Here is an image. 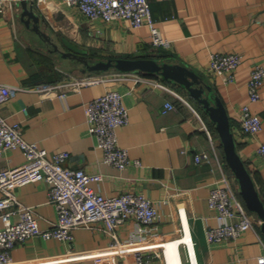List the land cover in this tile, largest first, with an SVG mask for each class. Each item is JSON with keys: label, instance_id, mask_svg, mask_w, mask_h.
Segmentation results:
<instances>
[{"label": "crops", "instance_id": "0c3cea01", "mask_svg": "<svg viewBox=\"0 0 264 264\" xmlns=\"http://www.w3.org/2000/svg\"><path fill=\"white\" fill-rule=\"evenodd\" d=\"M2 2L0 83L18 85L19 89L0 104V114L9 121H19L23 136L48 152L68 151L67 166L103 173V180L91 185L104 195L131 190L152 199L159 217L152 225L148 248L160 249L164 241L184 235L181 209L198 264H254L256 256L264 251V235L260 220L249 210L253 228L236 239L210 243L205 237V228L218 224L216 211L208 204L211 187L226 174L239 194L237 180L225 161L220 138L208 115L191 101L213 134L212 141L191 107L171 92L139 79L135 74L145 73L136 71L119 74L113 73L117 72L115 69L100 71L109 73L106 80L62 94L60 88L51 86L63 81L66 73L81 76L88 72L78 69L83 63L60 54L57 59L52 43L65 49L62 39H66L85 49L89 60L121 55L155 56L194 70L222 100L237 151L264 203V163L256 153L258 143L264 141V84L260 100L250 105L261 116L262 129L254 137L237 129L240 105L248 100L250 68L254 63L264 64V0H148L160 33L169 41L165 48L151 45V33L145 25L132 27L122 19H90L63 0H28L40 16L39 27L47 33L49 40H46L20 20V0ZM214 51L236 52L241 56L233 82L224 83L209 70V56ZM160 52L163 56H157ZM59 64L63 66L58 71ZM166 82L179 90L176 84ZM108 89L123 93L129 120L117 128L118 143L127 148L132 159L140 160L139 166L120 170L100 159L102 150L95 145L84 109L90 99ZM179 91L189 97L184 90ZM166 101L172 102L174 108L163 112ZM198 152L207 157L196 161ZM23 161L19 148L7 149L0 155V170ZM47 190V183L39 180L18 186L14 191L19 202L34 207L41 228L50 227L57 216ZM17 219L18 214H12L11 220ZM134 231V222L128 220L118 226L117 235L125 240ZM110 243L103 230L79 227L73 229L71 241L32 236L16 244L10 254L16 264H116ZM180 245L185 264V250ZM148 264L162 262L155 258Z\"/></svg>", "mask_w": 264, "mask_h": 264}, {"label": "built area", "instance_id": "2783aa9c", "mask_svg": "<svg viewBox=\"0 0 264 264\" xmlns=\"http://www.w3.org/2000/svg\"><path fill=\"white\" fill-rule=\"evenodd\" d=\"M63 2L76 6L90 19L101 18L106 21L122 19L127 20L132 27L145 25L151 33L150 43L153 47L169 46V41L162 36L152 17L148 0H63ZM3 5L0 0V10ZM240 63L241 56L236 52L214 51L210 53L208 68L224 83H229L235 80ZM66 75L63 81L54 84L51 88H60L62 94L70 90L75 91L83 85L106 80L109 73L93 72L81 76L66 73ZM135 76L145 79L153 87L171 92L177 99L191 107L212 141L213 134L188 96L159 75L136 73ZM263 84L264 64L254 63L247 80L248 100L240 105L237 125L241 133L252 137L262 129V119L258 113L251 110L250 105L260 100ZM17 89H19L18 85L0 83V104L8 100ZM122 97L123 93L119 90L108 89L90 99L84 109L89 131L95 138V145L102 150L101 161L120 170L141 165L139 159H132L127 148L118 143L117 128L127 124L129 120L128 108L123 103ZM172 108L174 104L166 101L162 111ZM13 148L22 151L24 161L17 166L0 170L2 193L0 218L3 221L0 227V264H14L10 254L11 249L32 236L71 241L73 229L79 227L103 230L111 239L109 248L117 257L116 264H148L155 258L160 259L162 264H167L162 245L160 249L147 246L153 232L152 225L159 217L156 203L152 199L141 192L131 190L116 195H104L91 185L92 182L102 181L103 173L67 166L65 161L69 158L68 151L48 152L35 141L27 140L23 136L19 121H9L0 114V155L7 149ZM256 153L264 163V141L258 143ZM203 157H207L204 152L195 154L196 161H200ZM39 180L47 183L48 200L56 209V220L47 228L39 226L34 207L19 202L14 192L18 186ZM208 204L216 211L218 221L217 225L205 228L208 242L219 243L236 239L247 229L253 228V215L237 195L228 175L223 174L211 187ZM15 213L18 214V219L12 221L11 216ZM179 213L185 234L184 218L186 217L183 216L181 209ZM128 220L134 222L135 231L128 239L120 240L117 228ZM180 246L184 247L188 264H193L185 243ZM254 264H264V251L256 256Z\"/></svg>", "mask_w": 264, "mask_h": 264}, {"label": "water", "instance_id": "95a60500", "mask_svg": "<svg viewBox=\"0 0 264 264\" xmlns=\"http://www.w3.org/2000/svg\"><path fill=\"white\" fill-rule=\"evenodd\" d=\"M20 4V20L26 27L49 40L47 33L39 27L40 16L35 12L32 4L29 5L28 0H20ZM62 41L65 49H60L57 44L52 43V50L58 51L62 57L73 59L77 63H83V66L79 69L82 72L93 73L115 69L121 72L136 71L159 75L164 80L180 86L189 96L194 98L214 123L221 141L225 161L237 180L239 194L246 208L260 220V230L264 235V203L249 170L236 149L226 108L220 97L213 93V89L209 84L205 83L194 70L182 63L169 62L155 56H116L89 60L85 49L66 39H62ZM157 56H163V52L157 53Z\"/></svg>", "mask_w": 264, "mask_h": 264}, {"label": "bare ground", "instance_id": "6f19581e", "mask_svg": "<svg viewBox=\"0 0 264 264\" xmlns=\"http://www.w3.org/2000/svg\"><path fill=\"white\" fill-rule=\"evenodd\" d=\"M181 243H185V245L189 249L193 264H198L195 258L196 257L194 254L195 251H194L193 243H192L191 236L188 230V226L185 227V234L183 236L179 238L169 239L163 242L162 249L164 252L166 263L167 264H183L181 256H180V252H179V245ZM167 249H168V253H167Z\"/></svg>", "mask_w": 264, "mask_h": 264}, {"label": "rangeland", "instance_id": "374dc122", "mask_svg": "<svg viewBox=\"0 0 264 264\" xmlns=\"http://www.w3.org/2000/svg\"><path fill=\"white\" fill-rule=\"evenodd\" d=\"M46 49V48H45ZM50 49V48H49ZM46 50H48V49H46ZM54 51V50H53ZM55 55H56V57H57V59L59 58V53L58 52H56L55 51ZM57 66V69H58V71L59 70H62V68H61V66H63V65H61V64H59V65H56ZM78 69H80V66H79V68ZM77 70V69H76ZM177 86V88L180 90V89H182L180 86H178V85H176ZM182 90H184V89H182ZM185 91V90H184ZM186 92V91H185ZM187 93V92H186ZM194 103V105L197 107V109H199V111L201 112V106L197 103V102H193ZM202 113V112H201ZM184 252V251H183ZM183 258H184V253H183ZM188 263V262H187ZM186 263V261H185V264H187Z\"/></svg>", "mask_w": 264, "mask_h": 264}, {"label": "trees", "instance_id": "16d2710c", "mask_svg": "<svg viewBox=\"0 0 264 264\" xmlns=\"http://www.w3.org/2000/svg\"><path fill=\"white\" fill-rule=\"evenodd\" d=\"M121 56H127V57H134V56H131V55H121ZM96 72H100V71H96ZM151 75H154V74H151ZM165 81H167V80H165ZM189 98H190V101H192V102H197L194 98H192L191 96H189ZM198 103V102H197ZM199 104V103H198ZM200 105V104H199ZM201 106V105H200ZM201 109L203 110V108H202V106H201ZM203 113L205 114V115H207L205 112H204V110H203ZM236 149H237V147H236ZM238 196H239V198H241V196H240V194H238ZM241 200H242V198H241ZM243 201V200H242Z\"/></svg>", "mask_w": 264, "mask_h": 264}]
</instances>
